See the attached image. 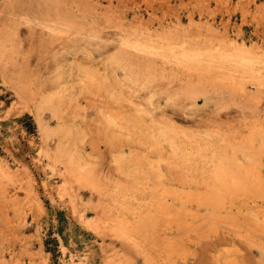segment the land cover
<instances>
[{"label": "rangeland", "instance_id": "rangeland-1", "mask_svg": "<svg viewBox=\"0 0 264 264\" xmlns=\"http://www.w3.org/2000/svg\"><path fill=\"white\" fill-rule=\"evenodd\" d=\"M51 3L78 31L10 23L0 55V162L11 170L0 165V261L264 264V66L261 82L218 64L200 76L122 42L179 33L218 54L230 39L264 50V0ZM123 50L130 60L117 61ZM15 72L31 73L51 106L21 103ZM60 141L79 176L52 160ZM221 170L239 183L217 180Z\"/></svg>", "mask_w": 264, "mask_h": 264}, {"label": "bare ground", "instance_id": "bare-ground-1", "mask_svg": "<svg viewBox=\"0 0 264 264\" xmlns=\"http://www.w3.org/2000/svg\"><path fill=\"white\" fill-rule=\"evenodd\" d=\"M43 1H44L43 3H38L39 2V0H38V2L34 3L33 1H27V0H2V4L0 5V20L3 21V22L0 21V55H1V57H5V54L7 51L8 41H9L8 25H10V23L12 25H15L19 21L20 22L24 21V22H26L32 26L38 27L40 29L41 33L47 34L51 38H55V36L60 35L61 33L63 34V33L68 32V31L71 32L73 29H76V31H78L76 24L70 23L71 20L72 21H74V20L68 14V12H64L66 10L62 11V8L60 7V5L56 4V3H54V4L51 3V0H48V1L43 0ZM33 3L38 6L37 11H39V12L34 11L33 7L31 6ZM77 25H79V24H77ZM79 28H81V27H79ZM228 41H229L230 45L233 47V51L229 52V51L223 50L219 54L217 53L219 51H217V52L211 51V50L204 51V50L200 49L201 47L191 45L185 39H182L181 36L179 35V33L173 34V36L171 35V37L165 36V37L161 38V40H160V39H156V38L152 37L151 35H139L136 33V31H133L132 33L131 32L126 33L125 38L122 42H123V44L130 46V47H133V48H137L139 51L144 52L146 54L156 52V53L160 54V56H162L163 58H165L167 60H171L172 62L175 61L174 63L177 62L181 66L188 67V69L190 68L193 71L200 73V76H201V74H204V75L210 74L211 71L213 70L214 66H216L218 64V66H220V68L224 69L225 72H228V71L234 72L235 71V73H236V71H239L241 73L240 75L242 77L251 78L252 80H255L257 82H261V77H260L261 72L259 69L264 66V50H261L260 47L257 45L251 46L249 44L241 43V42H238L237 40H233V39H230ZM125 52L128 53V51L123 50L119 54V56L117 55L115 57L116 60L121 61V62L123 60L124 61L130 60L128 57V54L126 55ZM125 64H128V63H125ZM145 67L146 66H144V68ZM234 68H236V70ZM15 73H18V72H15ZM136 73L137 74H135V76L137 77L139 72L136 71ZM30 74H19L15 78L16 80H14V81H15V83H17V95H18V98H19L21 103L26 104L28 107L32 106L34 104L33 106H35L36 111L38 113H41L43 108H45L46 106H49V105L51 106V99H50L51 97L44 95L43 92L41 93V91L38 90V87H36L34 85V82L31 79L32 76L30 78V76H29ZM233 74L234 73H231L229 75L232 78L230 80L234 79ZM12 76H14V75L12 74ZM130 76L132 79H134L133 73H130ZM224 76H226V75H224ZM34 81H35V79H34ZM123 121H124V119H123ZM131 122H130V119L129 120L125 119L124 124L126 127L131 126L133 124ZM41 124H42V122H41ZM60 124L61 123L59 122L58 126ZM43 127H49V126H45L43 124ZM134 127H136V126H134ZM65 145H67V144H65ZM65 149L66 148H65L64 144L61 143V141H60V143L57 145V148L54 152V155L52 154V157H53L52 160L55 159L56 161L63 163L64 168H65L63 174L65 176H69L70 173L74 174L75 176H79V175L75 174V172L73 170L72 163H71V161H69L68 153ZM46 150H47V153H49L48 149H46ZM49 155L51 156V154H49ZM193 155H194V153H193ZM220 156H221V154H220ZM223 158L224 157L222 155V158H220V160L222 161ZM224 159H226V158H224ZM0 165H2V169L4 170V172L6 174L11 173L10 167L7 166L6 164H4V162H2V164L0 162ZM219 169H221V168H219ZM231 169L232 168H230L229 170H231ZM24 170H26V169L24 168ZM226 170H227V168H226ZM245 173H246V170H245ZM237 174L238 173H235V172L233 174H229V173H227V172L225 173L223 170H221L216 175V178H217V180H220V182L222 181V183H224V181H226L227 178L230 177L232 183L237 184V183H239V179H240L239 175H237ZM81 178L82 177H80V179ZM80 179H78V180H80ZM214 181H216V180H214ZM215 187L216 186H214V188ZM60 188L62 189L63 187H60ZM217 188H220V187H217ZM220 190L221 189H219V191ZM226 190H227V188H226ZM33 202L36 205L38 211L43 212V205L41 203V200L39 199V197L35 193L33 195ZM99 223H100L99 221H97V222L87 221V225L92 227V228H94V227L100 228V227H98ZM117 227L119 229L124 228L123 225H119ZM0 264H5V261H0Z\"/></svg>", "mask_w": 264, "mask_h": 264}]
</instances>
